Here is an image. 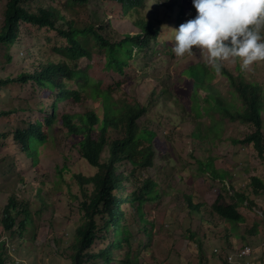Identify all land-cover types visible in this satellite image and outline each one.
<instances>
[{
  "label": "rangeland",
  "instance_id": "obj_1",
  "mask_svg": "<svg viewBox=\"0 0 264 264\" xmlns=\"http://www.w3.org/2000/svg\"><path fill=\"white\" fill-rule=\"evenodd\" d=\"M9 1L0 0V29L4 26ZM43 3L44 0H33L29 6L36 10ZM181 4L182 0H148L141 15L132 18L123 16L119 5L106 0H90L86 8L79 11L81 23L102 25L101 34L112 43L139 33L136 21L140 17L159 20L160 26L169 27L158 42H151L150 48L142 53L135 52V59L125 76L109 71L104 56L98 52H93L90 61L79 63L80 69L87 70L92 81L101 83L104 90L111 89L116 98L125 97L147 106L148 113L140 124L156 133V165L143 172L142 179L152 178L158 185L159 196L154 200L147 199L143 206L147 222L141 220L136 210L138 202L131 207L136 218L130 230L131 241L134 245L140 244V264H223L232 251L245 246L253 248V254L247 258L249 264H264V247H261L264 243V190L259 195L250 191L256 205H240L246 224L231 226L229 230L221 220L211 218L208 210L207 215L195 214L193 217L186 211V196L192 194L209 206L220 195L226 197L227 203L233 202L231 197L236 191L248 189L252 177L259 176L264 180V157L248 146L233 143V139L241 140L251 131L241 123L224 120L216 139L194 136L198 123H201L203 134H208L212 118L205 114V91L200 92V102L194 106L195 112L202 115L199 117L193 112V83L184 76L192 65L205 64L199 51L194 49V55H186L183 59H177L171 51L170 29H178L197 15L192 6L187 7L180 23ZM66 46L65 40L53 31L22 25L16 45L0 50V82L17 80L22 74L34 73L40 65L49 62L59 63L63 60L59 50ZM207 68L212 74L208 84L229 102L234 100L227 79ZM223 68L236 76L242 72L238 63H226ZM242 73L247 80L264 88V62L256 63L251 71ZM52 103L49 92L40 91L32 84H0V114L11 112L0 116V134L8 135L0 138V217L8 197L19 191L23 178L28 187L26 195H31L30 183L35 176L42 181L59 183L64 176L68 178L95 169L85 163L72 139L63 131L61 122L51 130L49 142L42 150L41 170L37 173L29 158L15 147L13 133L42 119L46 113L42 108L50 111ZM92 103L87 100L61 102L59 119L64 114H83ZM213 115L221 121L217 111ZM208 164L212 165L211 169L206 168ZM131 168L127 166L126 171ZM221 174L225 175V180L220 178ZM127 187L130 192L137 189L131 182ZM76 190L70 183L65 185V194L44 192L47 208L35 217L37 232L29 247L23 248L19 257H15L19 240L6 242L8 252L0 245L1 255L15 257L23 264H73L71 245L81 220L78 202L73 199ZM254 226L258 227L259 234L252 237L247 231ZM243 237L250 243H245ZM96 247H101V243ZM6 264H13V261L8 258Z\"/></svg>",
  "mask_w": 264,
  "mask_h": 264
},
{
  "label": "trees",
  "instance_id": "obj_2",
  "mask_svg": "<svg viewBox=\"0 0 264 264\" xmlns=\"http://www.w3.org/2000/svg\"><path fill=\"white\" fill-rule=\"evenodd\" d=\"M32 1L8 2L4 26L0 29V50L16 45L22 25L53 31L65 40L67 46L59 50L63 57L59 63L49 62L40 65L34 73L22 74L17 80L0 82L2 85L32 84L40 91L49 92L53 98L50 111L42 108L46 112L42 119L13 133L15 147L29 158L37 173V170H41V154L49 142L51 130L61 122L63 131L72 139L85 163L95 169L68 178L64 176L59 183L42 181L35 176L30 183L31 195H26L28 187L25 178L20 180L19 191L8 197L0 217V245L8 252L9 248L3 239L9 242L19 240L18 249L15 250V257H19L37 232L35 217L47 208L44 192L65 194V185L71 183L77 188L73 199L78 202L81 219L71 245L74 251L73 264H140V244L134 245L131 241L130 230L136 220L131 207L138 202L136 210L141 220L147 222L143 206L147 204V199L154 200L159 196L157 183L152 178L142 179L143 172L156 165V133L140 124V120L148 113L147 106L125 97L116 98L111 89L104 90L101 83L92 81L87 70L80 69L79 63L82 60L90 61L93 52H98L104 56L109 71L125 76L135 59V52L142 53L150 48L152 41L160 40V21L140 17L136 21L139 33L112 43L101 34L102 25L97 27L95 24L81 23L79 11L86 8L90 0H44L43 5L36 10L29 6ZM106 1L119 5L123 16L132 18L141 15L148 0ZM181 5L180 23L187 7L192 6L193 13L196 11L193 0H182ZM166 50L169 51L168 48ZM209 71L205 64H198L192 65L184 75L193 83L191 109L196 113L194 106L200 102V92L205 91V114L212 118L208 134H203L201 123H198L194 136L216 139L224 120L241 123L251 131L241 140L233 139V143L248 146L263 158L264 88L247 80L242 72L236 76L222 68L221 74L227 79L234 95V100L229 102L208 84L212 81ZM67 100L93 103L83 114H64L59 119V104ZM215 111L219 113L221 121L214 118ZM10 113H1L0 116ZM196 115L200 117L202 113ZM3 137L7 138L8 135L0 134V138ZM129 165L132 168L126 171ZM205 166L212 168L211 164ZM220 176L225 180V175ZM130 182L137 185V189L132 192L127 187ZM262 190L264 180L255 176L251 178L248 189L235 192L231 203H227L224 195H220L211 206L199 201L196 194L186 196V211L193 217L195 214L207 215L208 210L211 218H218L229 230L231 226L246 224L240 205H256L251 192L259 195ZM247 233L252 237L257 236L258 227H252ZM243 240L250 243L246 237ZM98 243H101L99 248L96 247ZM261 247H264V243ZM147 252L152 254L151 251ZM135 253L137 255L132 258ZM15 257L0 253V264H6L8 258L15 264ZM223 264L230 263L225 259Z\"/></svg>",
  "mask_w": 264,
  "mask_h": 264
},
{
  "label": "clouds",
  "instance_id": "obj_3",
  "mask_svg": "<svg viewBox=\"0 0 264 264\" xmlns=\"http://www.w3.org/2000/svg\"><path fill=\"white\" fill-rule=\"evenodd\" d=\"M193 6L197 15L170 29L177 59L194 55L196 49L217 75L226 63H238L247 73L264 62V0H193ZM165 29L169 27L162 25L161 34Z\"/></svg>",
  "mask_w": 264,
  "mask_h": 264
},
{
  "label": "built area",
  "instance_id": "obj_4",
  "mask_svg": "<svg viewBox=\"0 0 264 264\" xmlns=\"http://www.w3.org/2000/svg\"><path fill=\"white\" fill-rule=\"evenodd\" d=\"M218 252V250H216ZM253 254V248L246 246L243 248H236L226 258L230 264H243V262ZM23 264V263H22Z\"/></svg>",
  "mask_w": 264,
  "mask_h": 264
},
{
  "label": "crops",
  "instance_id": "obj_5",
  "mask_svg": "<svg viewBox=\"0 0 264 264\" xmlns=\"http://www.w3.org/2000/svg\"><path fill=\"white\" fill-rule=\"evenodd\" d=\"M250 261H248L247 259L243 262L245 264H249Z\"/></svg>",
  "mask_w": 264,
  "mask_h": 264
}]
</instances>
